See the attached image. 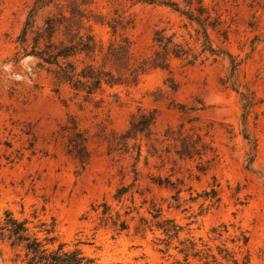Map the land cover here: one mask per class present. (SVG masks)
<instances>
[{
    "label": "rangeland",
    "instance_id": "obj_1",
    "mask_svg": "<svg viewBox=\"0 0 264 264\" xmlns=\"http://www.w3.org/2000/svg\"><path fill=\"white\" fill-rule=\"evenodd\" d=\"M34 1L0 0V223L10 213L39 240L52 229L51 249L62 244L95 264H264V0H203L215 23L207 29L212 47L231 56L234 70L227 55L193 65L169 57L168 70L150 68L136 84L89 97L34 58L14 62ZM155 1L89 0L88 31L104 52L125 42L134 67L158 49L157 29L199 52V27L159 4L188 10L185 0ZM94 60L104 64L101 55ZM104 66L125 81L123 66ZM140 112H155V121L124 147L120 137ZM180 126L213 152L180 158L166 137ZM70 130L87 138L84 169L68 154ZM104 203L126 230L102 221ZM163 220L182 228L177 238L155 227ZM6 237L0 264H27Z\"/></svg>",
    "mask_w": 264,
    "mask_h": 264
},
{
    "label": "trees",
    "instance_id": "obj_2",
    "mask_svg": "<svg viewBox=\"0 0 264 264\" xmlns=\"http://www.w3.org/2000/svg\"><path fill=\"white\" fill-rule=\"evenodd\" d=\"M134 3L154 4L155 0H131ZM89 0H35L28 11L26 20L17 38L19 52L14 62H19L22 58L31 57L38 61V65L47 66L48 72L59 84L69 86L75 92H84L87 97L100 91L103 86L113 87L130 82L136 84L139 77L150 68L169 69V57L183 60L188 65H193L207 58L202 59L206 54L219 57L227 55L231 60V67L234 70L237 66L229 54L222 50H216L208 34V26L215 28V23L210 21V15L203 6V0H185L188 10H181L177 3L159 2L160 5L170 7L173 11L183 15L190 23H195L199 29L195 30L194 43H200V51L189 44L174 42V36H167L164 29H157L154 33L153 42L158 49L147 61H143L139 66L130 65L132 60L130 47L123 42L116 45L111 43L107 51L104 52L94 36L88 31L87 24L90 17L87 15L86 7ZM195 5V6H194ZM48 10L41 24H36V17L39 13ZM114 29L115 26H110ZM115 32V31H113ZM103 56L104 64L95 65V58ZM89 59L90 62L85 63ZM113 66H123L127 77L125 81L122 77H116L112 72L105 70L106 64ZM124 74V75H125ZM248 106V105H246ZM155 121V112L144 114L140 112L134 115L130 121L129 129L121 135L124 147L127 141L136 139L137 136L145 134L147 136L151 125ZM75 129V128H74ZM71 137L68 140L71 147L68 154L84 169L89 160V153L86 148L87 138L76 130H70ZM179 144L176 154L180 158L192 159L194 156L202 157L211 153L210 148L198 134H185L182 126L177 131L169 130L166 137ZM137 156H140L138 149ZM136 175V173H135ZM158 186L162 184L157 183ZM126 188L118 191V196L126 193ZM212 193L215 191L212 190ZM102 221H111L118 231L127 229V223L119 219V215L114 218L109 212L106 203L101 205ZM153 219L160 217L159 210H153ZM146 223V222H145ZM26 221H18L6 213L3 223H0V234H6L11 247H22L25 251L27 264H95V262L85 257L80 251H65L64 246L59 244L56 249H51L49 245L55 242L52 229L45 228L46 237L39 240L35 235L30 234ZM44 226V224H41ZM155 227L162 231L168 238H177L182 228L172 220L157 221ZM192 246H194L192 244Z\"/></svg>",
    "mask_w": 264,
    "mask_h": 264
}]
</instances>
